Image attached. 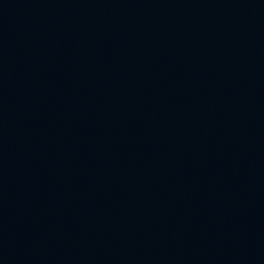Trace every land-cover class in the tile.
Here are the masks:
<instances>
[{"label":"water","instance_id":"obj_1","mask_svg":"<svg viewBox=\"0 0 264 264\" xmlns=\"http://www.w3.org/2000/svg\"><path fill=\"white\" fill-rule=\"evenodd\" d=\"M0 264H264V0H0Z\"/></svg>","mask_w":264,"mask_h":264}]
</instances>
